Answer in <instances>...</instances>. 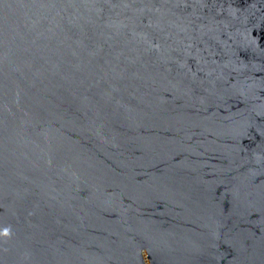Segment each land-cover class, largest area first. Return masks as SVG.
<instances>
[{"label":"water","instance_id":"1","mask_svg":"<svg viewBox=\"0 0 264 264\" xmlns=\"http://www.w3.org/2000/svg\"><path fill=\"white\" fill-rule=\"evenodd\" d=\"M0 264H264V0H0Z\"/></svg>","mask_w":264,"mask_h":264}]
</instances>
